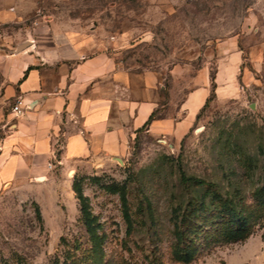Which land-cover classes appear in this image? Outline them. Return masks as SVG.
Here are the masks:
<instances>
[{
  "label": "rangeland",
  "instance_id": "1",
  "mask_svg": "<svg viewBox=\"0 0 264 264\" xmlns=\"http://www.w3.org/2000/svg\"><path fill=\"white\" fill-rule=\"evenodd\" d=\"M0 6L21 18L1 26L2 32L49 27L82 44L88 55L109 53L138 79L155 73L156 118L178 120L202 79L213 89L182 139L144 129L123 156L60 160L48 180H20L0 190V264H52L62 256L64 240L88 243L81 195L115 259L150 264L154 256L147 255L160 239L159 264H177L168 251L170 211L191 191L207 189L187 186L188 178L247 199L264 190V0H0ZM234 53L241 59L232 81L228 58ZM123 191L133 214L145 212L134 217L138 226L129 237ZM192 264H264V226Z\"/></svg>",
  "mask_w": 264,
  "mask_h": 264
},
{
  "label": "crops",
  "instance_id": "2",
  "mask_svg": "<svg viewBox=\"0 0 264 264\" xmlns=\"http://www.w3.org/2000/svg\"><path fill=\"white\" fill-rule=\"evenodd\" d=\"M20 22L14 9L0 6V27ZM228 59L234 81L241 56ZM0 83V190L20 180H48L60 160L80 164L123 156L159 107L155 73L138 79L109 53L88 55L68 34L43 26L0 29ZM211 93L210 80L202 79L178 120L155 117L145 129L182 139ZM18 97L24 100L21 117L12 111Z\"/></svg>",
  "mask_w": 264,
  "mask_h": 264
},
{
  "label": "trees",
  "instance_id": "3",
  "mask_svg": "<svg viewBox=\"0 0 264 264\" xmlns=\"http://www.w3.org/2000/svg\"><path fill=\"white\" fill-rule=\"evenodd\" d=\"M215 80V77H211L213 85ZM212 94L213 89L211 96ZM155 117L156 112L152 114L142 130L149 126ZM181 179L185 181L186 178L182 176ZM187 181V186L194 188L207 186V189L197 193H193L195 190L191 191L190 196L183 203L175 205L170 211L171 238L167 242L170 258L174 263L192 264L199 256L209 254L217 247L246 241L264 226V190H255L247 199L238 194L222 195L219 191L213 190L210 183L205 185L204 182L194 178H188ZM121 199L124 203L123 217L129 237L135 233L138 226L134 217L144 215L145 212L132 213L125 191L122 192ZM79 200L84 226L90 240L88 243L64 240L63 254L59 258L56 257L52 264H127L121 256L119 260L115 259L118 255L116 251L111 252L108 249L105 234H99L101 226L96 224L86 199L81 195ZM148 213L152 228H157L156 220H153L150 211ZM158 234V231H154V237ZM158 240L160 239H157L154 249L150 251V256L147 255V258L154 256L150 264H159Z\"/></svg>",
  "mask_w": 264,
  "mask_h": 264
},
{
  "label": "built area",
  "instance_id": "4",
  "mask_svg": "<svg viewBox=\"0 0 264 264\" xmlns=\"http://www.w3.org/2000/svg\"><path fill=\"white\" fill-rule=\"evenodd\" d=\"M24 100L22 97H18L16 102H15V105L13 106L12 108V111L13 113H15V115L17 117H21L24 115ZM50 168H52V166L50 165Z\"/></svg>",
  "mask_w": 264,
  "mask_h": 264
},
{
  "label": "water",
  "instance_id": "5",
  "mask_svg": "<svg viewBox=\"0 0 264 264\" xmlns=\"http://www.w3.org/2000/svg\"><path fill=\"white\" fill-rule=\"evenodd\" d=\"M23 48H24V46H20V47H18L17 50H16V52H20V51H22Z\"/></svg>",
  "mask_w": 264,
  "mask_h": 264
}]
</instances>
